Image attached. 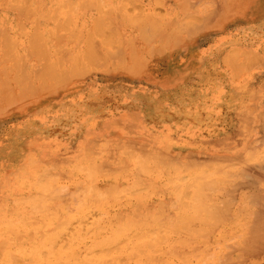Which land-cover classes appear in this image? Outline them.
<instances>
[{
    "label": "rangeland",
    "instance_id": "rangeland-1",
    "mask_svg": "<svg viewBox=\"0 0 264 264\" xmlns=\"http://www.w3.org/2000/svg\"><path fill=\"white\" fill-rule=\"evenodd\" d=\"M82 1L0 0V116L12 113L0 119V233L21 227L26 212L51 211L49 196L63 188L62 196L78 194L89 165L135 177L145 158L160 185L147 176L148 191L135 195L163 212L142 227L183 230L182 218L201 217L198 256L183 264H264V0L223 11L214 0L186 9L171 0ZM88 45L94 64L83 54ZM136 155V168L117 163ZM205 170L214 178L201 190ZM176 176L196 185L188 198ZM196 189L210 196L199 203Z\"/></svg>",
    "mask_w": 264,
    "mask_h": 264
},
{
    "label": "bare ground",
    "instance_id": "bare-ground-1",
    "mask_svg": "<svg viewBox=\"0 0 264 264\" xmlns=\"http://www.w3.org/2000/svg\"><path fill=\"white\" fill-rule=\"evenodd\" d=\"M98 1H99V3L101 2V0H98ZM83 2H84V0L81 2V4ZM102 3L103 2H101V4ZM104 5H105V3H104ZM97 6L99 8V4ZM110 8H109V10L112 9V8L111 9ZM54 12H55V8H54ZM66 12H67V10H66ZM52 15L55 16L54 14H52ZM67 16H69V14H67ZM99 18H97V20ZM35 19H36V17H35ZM246 20H249V19H246ZM65 21H66L65 26L67 28V24H69V22H68V20H65ZM182 21H184V20H182ZM252 21H254V20H252ZM62 23L64 24L65 22H62ZM189 24H190V21H189ZM99 28L101 29V27H99ZM177 29H178V27H177ZM76 31H75V34H76ZM98 32H100V30L97 31V34H98ZM90 35H91V33H90ZM55 36H56V34H55ZM69 36H70V34H69ZM36 37L37 36H35V40H36ZM85 38H87V37H85ZM90 38L92 39L93 35ZM93 39H95V37ZM90 40H88V41H89L90 46H91L92 40H91V42H90ZM85 41H86V39H85ZM35 43H37V42H35ZM35 43H34V45H35ZM39 46H38V48H39ZM33 47H35V46H33ZM90 48L88 45V49L86 48V51H84L83 54L86 55V57H88V59L86 57H84V59L86 58L87 61L90 60L89 62H92L91 59L92 58L94 59V57L91 56L92 53H90L91 57L87 56V53H86V52H88L87 50H89ZM40 49L42 51L41 47H40ZM40 49H38V50H40ZM36 50H34V51H36ZM92 51L94 52V50H92ZM92 51H90V52H92ZM41 55H42V53H41ZM42 57H44V55H42ZM73 61L74 62H72V63L74 65L73 64L72 65L74 67H76L75 66V64H76L75 60H73ZM92 63L94 64V62H92ZM59 65H62V64L60 63ZM44 66H45V64H44ZM41 69H43V68H40V72H41ZM48 70H50V69H48ZM53 74L54 73H52L51 75H53ZM104 79L106 80V78H104ZM105 86H106V84H105ZM76 93H77L76 91L73 92V94H76ZM84 111L86 112V110H84ZM90 112H91V110H90ZM92 118H93V116H92ZM263 120H264V118H263ZM260 140H262V139L260 138ZM262 142L263 141H261L260 143L262 144ZM110 143H111V141L109 138L108 144H110ZM256 144H258V143L256 142ZM261 144H259V145H261ZM254 147H256V146H254ZM139 151L144 152L145 150H139ZM245 151H243V152H245ZM135 154H136V152H135ZM138 157H140V156L136 155L135 160L133 162L131 159L127 158L126 159V161L128 162L127 164H122V163H120V161H117V163H119L118 164L119 166H126L125 168L135 167L136 166L135 163H139V162L141 163L143 161L141 158H138ZM194 157H195V155H194ZM251 157L252 156H250V158ZM163 158H165V156H163ZM180 158H181V156L177 157V158L174 155H167L166 156V160H169L170 162L180 160ZM250 158L247 157V160ZM136 159H137V161H136ZM181 159L185 160V162L187 160L186 157H183ZM199 159L203 160L204 158L200 157ZM138 160H139V162H138ZM207 160H209V159H207ZM213 160L215 161V159H213ZM220 160H222V159L219 158V161L217 160L218 164H219ZM160 161H162V160L159 159V164H160ZM204 161H205V159H204ZM214 161H212V162H214ZM217 161H215L214 163H217ZM237 161L238 160H236V162ZM244 161H246V159ZM144 162H142V163H143V165L145 164L144 168L146 169L145 170L146 174L143 171L144 168L142 167V163H141V166L138 167L137 170H135V171H138V175L137 176L135 175V177H133L129 174H126V173L123 174V172L122 173H114L111 171V172H102L101 174L96 173V171L98 170L97 167H93L94 164L89 165V167H91V168H88L89 169L88 173H87V171H85L86 168H85V170H83L86 172V174H89V175H86L85 176L86 178L84 179V181L80 182V184L83 183L82 190L80 189L81 190L80 191L79 188L76 187L77 188L76 192L80 191L81 194H79L80 193L79 192L76 195H72L70 192V196H67V194H66V196H67L66 197V196H64L65 195L64 194L63 195L64 197H63L62 194H63V192L66 191L67 187H65L66 189L65 188L62 189L64 191H62V194H60V196H58V197L53 196V195L49 196L47 194L49 197L56 198V200H54V204L52 206L53 209L51 211H48V210L44 211L45 207L42 211L40 208H38L39 207L38 205H40V204H37L35 206L40 211H37L35 209L36 210L35 212L29 213V212H31V211H29V212L24 213V222L22 220L23 225L21 227H6L0 233V264H183L184 262L187 263L191 260H192L191 262H193L195 257L197 258V256H198L199 240H198L197 235H198V227H199V224L201 222V217L196 215L198 218H196L194 221L188 217L182 218V220H181L182 222L188 223L186 226H184L183 230L171 228V227L170 228L166 227L167 229H162V226H163L162 224L159 226V227H161V229L160 228L157 229L154 227L152 228V226L150 224H149L148 230L143 228L144 227L143 226L144 220L148 219V221L153 222V221H155V218L160 219L158 217L162 216L161 212H163L162 211L163 209L161 211H158L159 210L158 208L152 207L154 205V202H152V203L148 202L147 203V200L143 194L142 195H135V191H138L140 189H143V190L147 189V187L144 186V185L148 184L145 181L147 176H149V178L147 179L148 181H153L155 183L153 185H158V186L160 185L159 184V181H160L159 175H151V176L147 175V172H149L147 169L151 168V167H149V166H148V168L145 167V166H147V163H148V161H145V158H144ZM221 162L223 163L224 161H221ZM140 163L137 165H140ZM199 163H201V162H199ZM255 163L257 164V161ZM218 164H216V167L218 166ZM228 165H231V163L226 164V166H228ZM150 166H152V165H150ZM172 166L173 165H171V167ZM189 166H190V164H189ZM221 166H222V164H221ZM231 166L233 167V165H231ZM84 167H82V168L84 169ZM185 168H186V166H185ZM255 168H256V166H255ZM100 169H101V167H100ZM218 169H220L219 171L222 172L221 168L217 167V170ZM240 169H241V167L238 170H240ZM242 169L247 170V169H245V166ZM257 169L260 170V168H257ZM79 170H80V167H79ZM99 171H97V172H99ZM219 171H214V172L218 173ZM260 171H262V170H260ZM81 172H82V170H81ZM205 172H206V174H205ZM205 172H204V176H203V174H201L199 176V178L200 177L203 178V180H202L203 182L200 181L201 183L197 181V180H199L197 175L195 177H191V179H193V182L194 181L198 182V184H199L198 186L193 184V182L188 183L189 182L188 179H190V178H188L186 181V179L183 178V176L182 177L176 176L177 179H178V177H179V179H181V178L185 179V182L188 183V184L185 183V185H184L183 190H185V191H183L184 193L182 192V195H181L182 197L185 198V196H187V198H188L189 192L187 189H189L188 187L191 185H194L192 187L196 186V188L198 187V189L200 188L201 190L207 189L204 187L208 186L214 177L213 178L211 177L210 179L206 180L204 177H206L209 174L207 173L206 170H205ZM243 172H244V174H246V173L249 174V172H246V173H245V171H243ZM201 173H202V171H201ZM44 174L43 175L45 176V179H47L48 177L46 178V176H47L46 173H44ZM130 174H132V173H130ZM250 174H251V172H250ZM252 174L254 175V173H252ZM39 175H42V174H39ZM51 176H52V174H51ZM255 176H256V174H255ZM40 178L43 179L44 177L40 176ZM202 178H200V179H202ZM259 178H261V177H259ZM55 179H52L53 183H54ZM47 180H46V182H47ZM38 181H36V182H38ZM208 181H210V182L208 183ZM170 182L171 181H169L168 183H170ZM59 183H60V180H59ZM41 184H42V182L40 183V185ZM178 184H180V183H178ZM201 184L202 185L206 184V186L204 185V187H203ZM46 185H50V183L49 184L46 183ZM76 185L78 186V184H76ZM138 185H142V187H139V189H136V187ZM44 186L42 185V187H44ZM186 186H187V188H185ZM46 188H47V190L45 188L44 189L48 193H50V191L48 190V189H50L49 186H47ZM51 188H52V185H51ZM55 188H56V186H55ZM179 188H181V187L178 186V188H175V189H179ZM51 191L53 192V189H51ZM57 191L60 192L61 189H58ZM57 191H55V192L58 193ZM146 191H148V190H146ZM196 191L198 192L197 193V196H198V194L200 193L199 192L200 190L198 191L196 189ZM196 191L194 190L195 193L192 191L194 193V197L196 196ZM185 192H187V193H185ZM203 192H205V191H203ZM203 192H202L201 196L204 195ZM207 192H209V191L207 190ZM75 193H73V194H75ZM139 193H141V192H139ZM174 193H176L175 190H174ZM209 194L208 195L205 194V195H207L209 197L210 196ZM54 195H56V194H54ZM205 195L203 196V199L205 198ZM192 196L193 195L190 196L191 200L193 198ZM201 196L199 194V196L196 197V200L198 198H200ZM34 197L32 196L33 200L36 199V197H35V199H34ZM39 198H40V195H39ZM49 199H51V198H49ZM133 200H135L136 203H133ZM36 201H37V199H36ZM182 201L181 202L179 201L180 204H183ZM194 201L195 200H193V202ZM201 201L203 203V200H199L198 202L201 203ZM39 202H41V201H39ZM184 202H185V207H186V201H184ZM190 203L191 202H189V204L187 206H189ZM204 203L206 204L207 202H204ZM192 205L194 206L195 204H192ZM196 205H198V204L196 203ZM202 205H204V204H202ZM202 205L199 204V206H201L203 208L204 206H202ZM195 206L193 207L194 209L192 208L191 210L194 211V210L199 209V206H198V208H197V206L196 207ZM48 207L49 206H47V208ZM188 209H190V208H188ZM197 212L195 211L192 213H194V215H195V213L197 214ZM198 213H200V212H198ZM178 220H180V218ZM178 220L176 221L175 224L178 223ZM181 221H180V225H181V227H183ZM191 221H193V226H190L189 222H191ZM83 224L86 225L85 228H83V226H84ZM139 225H141V226H139ZM158 225H159V223H158ZM165 226H166V224H165ZM178 227H180V226H178ZM192 227H194V228H192ZM70 228H73V232L69 237H67V240L59 241V234L60 233H66L67 231L70 230ZM132 232H134V233H132ZM196 243H197V245H196Z\"/></svg>",
    "mask_w": 264,
    "mask_h": 264
},
{
    "label": "crops",
    "instance_id": "crops-1",
    "mask_svg": "<svg viewBox=\"0 0 264 264\" xmlns=\"http://www.w3.org/2000/svg\"><path fill=\"white\" fill-rule=\"evenodd\" d=\"M216 1L217 3V7L220 9H222V11L224 10V8H229L231 5H235V3L237 4H242V6H248L249 4V0H214ZM170 2L172 3H175V6L177 7H183L184 9H186L187 7H192L193 4L197 5L199 4L200 2H202V0H171ZM238 19V18H237ZM237 19H231V20H228V21H222L220 20L222 23L225 22L226 24L232 22V21H235ZM239 20L243 21V23H245V21L241 18H239ZM21 102V101H20ZM19 112V116L21 115L20 111ZM12 113L11 112H8V113H3L2 116H0V119H2L3 123H8L10 122V118L12 117L11 116Z\"/></svg>",
    "mask_w": 264,
    "mask_h": 264
}]
</instances>
